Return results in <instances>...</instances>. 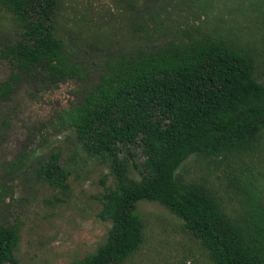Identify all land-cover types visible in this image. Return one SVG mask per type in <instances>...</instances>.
Masks as SVG:
<instances>
[{
    "label": "trees",
    "instance_id": "obj_1",
    "mask_svg": "<svg viewBox=\"0 0 264 264\" xmlns=\"http://www.w3.org/2000/svg\"><path fill=\"white\" fill-rule=\"evenodd\" d=\"M57 1L0 0L13 28L0 40V61L9 67L0 104L27 80L86 78L87 70L55 36ZM262 44L186 30L99 65L94 81L58 116L113 177L97 213L109 223L105 239L71 264H121L135 252L143 241L140 200L180 218L210 264H264V36ZM134 148L141 161H134ZM191 155L226 161L230 170L219 190L178 173ZM127 156L137 177L127 175ZM20 161L9 163L16 174ZM34 175L51 188L68 189L69 170L58 153L39 162ZM18 229L0 219V264H20L14 257Z\"/></svg>",
    "mask_w": 264,
    "mask_h": 264
},
{
    "label": "rangeland",
    "instance_id": "obj_2",
    "mask_svg": "<svg viewBox=\"0 0 264 264\" xmlns=\"http://www.w3.org/2000/svg\"><path fill=\"white\" fill-rule=\"evenodd\" d=\"M54 26L55 36L87 70L86 78L55 84L27 80L0 104V219L19 228L14 257L20 264H71L105 239L109 223L99 220L97 213L101 193L113 187L108 164L87 154L58 119L94 81L99 65L137 46L160 45L186 30L217 32L260 47L264 0H58ZM12 29L9 15L0 11V40ZM8 72L7 63L0 61V81ZM132 151L134 161H141L139 150ZM49 153H58L69 170L66 191L34 175V167ZM16 158L21 159L17 174L9 164ZM127 159V175L137 177L133 161ZM229 170L222 159L191 155L178 173L219 190ZM136 212L144 225L143 241L121 264H210L182 220L163 206L140 200Z\"/></svg>",
    "mask_w": 264,
    "mask_h": 264
}]
</instances>
